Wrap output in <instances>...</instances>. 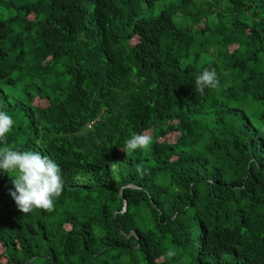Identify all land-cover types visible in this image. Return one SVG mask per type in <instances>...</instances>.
Instances as JSON below:
<instances>
[{
  "label": "trees",
  "instance_id": "obj_1",
  "mask_svg": "<svg viewBox=\"0 0 264 264\" xmlns=\"http://www.w3.org/2000/svg\"><path fill=\"white\" fill-rule=\"evenodd\" d=\"M0 110L64 181L0 264H264V0H0Z\"/></svg>",
  "mask_w": 264,
  "mask_h": 264
},
{
  "label": "clouds",
  "instance_id": "obj_2",
  "mask_svg": "<svg viewBox=\"0 0 264 264\" xmlns=\"http://www.w3.org/2000/svg\"><path fill=\"white\" fill-rule=\"evenodd\" d=\"M219 79L216 70L205 68L195 77L194 91L203 95L206 88H216ZM14 120L7 112L0 110V172L15 173L9 176L12 187L8 189L21 213H29L33 207L52 210L54 198H59L64 183L60 165L47 155L36 151L13 150L6 144ZM151 136L133 133L125 141L122 151L143 149L149 145ZM140 170V169H138ZM174 256L175 252H169Z\"/></svg>",
  "mask_w": 264,
  "mask_h": 264
},
{
  "label": "rangeland",
  "instance_id": "obj_3",
  "mask_svg": "<svg viewBox=\"0 0 264 264\" xmlns=\"http://www.w3.org/2000/svg\"><path fill=\"white\" fill-rule=\"evenodd\" d=\"M36 101V103H38V104H41V105H45V102H43L42 100H35ZM168 138L170 139V138H173V136H172V134H170V135H168ZM1 249H2V247L0 246V252H1Z\"/></svg>",
  "mask_w": 264,
  "mask_h": 264
}]
</instances>
